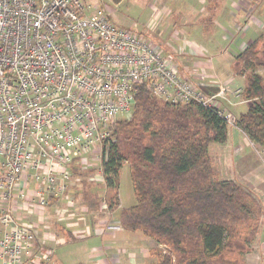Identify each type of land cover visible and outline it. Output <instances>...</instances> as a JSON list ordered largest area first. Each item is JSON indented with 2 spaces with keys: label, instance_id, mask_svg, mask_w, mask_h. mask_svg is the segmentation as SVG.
<instances>
[{
  "label": "built area",
  "instance_id": "obj_1",
  "mask_svg": "<svg viewBox=\"0 0 264 264\" xmlns=\"http://www.w3.org/2000/svg\"><path fill=\"white\" fill-rule=\"evenodd\" d=\"M136 86L233 125L225 86L203 91L172 51L115 25L103 8L0 0V264H54L55 249L39 239L50 200L73 201L72 165L101 161L115 123L133 112Z\"/></svg>",
  "mask_w": 264,
  "mask_h": 264
},
{
  "label": "trees",
  "instance_id": "obj_2",
  "mask_svg": "<svg viewBox=\"0 0 264 264\" xmlns=\"http://www.w3.org/2000/svg\"><path fill=\"white\" fill-rule=\"evenodd\" d=\"M234 61V74L245 80L240 98L248 105L233 126L264 149V35ZM135 89L130 118L117 121L103 144L105 199L85 189L87 210L119 207V176L127 164L135 204L117 218L123 229L162 247L156 264H242L263 209L240 184L215 178L208 147L226 142L229 122L212 108L168 104L144 86ZM71 172L79 176L77 165Z\"/></svg>",
  "mask_w": 264,
  "mask_h": 264
},
{
  "label": "crops",
  "instance_id": "obj_3",
  "mask_svg": "<svg viewBox=\"0 0 264 264\" xmlns=\"http://www.w3.org/2000/svg\"><path fill=\"white\" fill-rule=\"evenodd\" d=\"M83 1L88 5L97 7L96 0ZM203 2L205 1H101L102 4L107 6L108 11L103 8L109 16L111 12L118 13L120 8L124 9V14L120 13L122 17L117 14L119 19H115L120 20L119 22L123 24V18H127L128 21H125L124 25L118 26L133 29L135 33L150 38L167 51L175 50L178 42L181 43L180 46L185 47L186 51L177 60L181 75L192 83L199 85L203 91L216 93L222 86L216 82L212 84L198 78L203 76L202 73L205 70L208 76L215 77L220 83H224L228 90V99L233 103L235 102L231 98L233 89H239L241 92L245 84L244 78L235 75L233 71L235 57L245 50V47L243 48L244 39L236 36L227 41V45L235 52L233 57L229 59L222 54L220 50L226 44L225 40H222L224 30L231 28L234 17L232 12L228 11L229 5L226 3L224 7L227 10L221 11V13L219 10L218 12L217 7L220 0H207L208 5L206 6L202 4ZM257 8L260 9L257 14L264 18V0H259ZM241 17L240 15L239 19ZM176 42L177 44H175ZM208 57L210 61L207 59ZM223 61L227 65L225 69L223 68ZM243 107L247 109V105ZM234 128H229L225 143L214 146L212 150L213 143L208 147L215 178L218 181H234L249 191L261 205L263 209L261 217L263 218L264 164L258 160V153L244 142V138L237 133L235 134ZM228 147L229 151L227 152ZM217 149H220L219 155H216L215 150ZM217 158L221 162L218 172L214 165V160ZM70 185L69 192L72 193L75 184H72L71 181ZM119 189V207L115 211H110L106 204H104L106 206L101 205L97 211H88L82 194L85 191L84 188L72 193L74 198L72 202L64 197L54 199V201L50 200L45 217L43 216L44 218L40 222L42 232L39 233V239L47 247L55 249L54 264H156V253L162 247L142 232L127 231L119 223L117 218L119 210L132 207L135 204L132 185V197L130 198V195H128V203H125ZM78 196L89 213H78L79 210L75 205L78 202V199L75 198ZM50 213L52 219H49ZM28 220L35 221L33 216H29ZM262 221L255 240L250 246V251L242 257V264H264V218ZM108 225H119L121 229L107 230L106 226ZM73 260H75L74 263H72Z\"/></svg>",
  "mask_w": 264,
  "mask_h": 264
},
{
  "label": "rangeland",
  "instance_id": "obj_4",
  "mask_svg": "<svg viewBox=\"0 0 264 264\" xmlns=\"http://www.w3.org/2000/svg\"><path fill=\"white\" fill-rule=\"evenodd\" d=\"M81 1L83 3H85L86 5H88L83 0H81ZM101 1L102 0H96L97 7L98 8L104 7L108 11L107 6L102 4ZM204 1L205 2H203L202 4L205 6L208 5L207 0H204ZM217 1H219V0H217ZM225 3L229 5L228 11L232 12V16L234 17V21L232 20L231 28L229 27L227 30H224V36H223L222 40H225L226 44L224 45L222 50H220V52H222V54L226 55V57L230 59V57H233L235 52H234V50H232V48L229 47V45H227V41H229V39H231L233 37L238 36V37L244 39L243 40L244 41L243 48L248 47V44H250L252 41H254L255 38H258L259 36L264 35V18H263V16L257 14V11L259 12V10H260L257 8L258 4H259V0H220V4L217 7L218 12H219V10H220V13H221V11L223 12V11L227 10L224 7ZM89 6L94 8L92 5H89ZM111 8H112V6H111ZM123 10L124 9L120 8V10H118V13H116V12L110 13V19L112 18L111 21L115 25L116 24L117 25H124L125 21H128L127 18H123V20H124V24H123V23L119 22L120 20L117 21L115 19V18H118V16L122 17L120 13H122V15H123L124 14ZM117 14H118V16H117ZM236 15L237 16L239 15V17L241 15L242 17L239 19V17H237ZM131 31H133V29H131ZM142 37L144 39H147V40L149 39L148 37H145L143 35H142ZM175 44H177V42ZM180 44L181 43L178 42V44H177L178 46L176 47V49L171 50L175 55L176 61L179 59V57H182L183 53L186 52L184 49L185 47L183 48L182 46H180ZM207 59H209V61H210L209 57ZM178 64H180V63L178 62ZM226 66H227L226 63L223 61V68L224 69L227 68ZM179 67H180V65H179ZM203 71H204V73H202V75L204 77L203 76L198 77L200 79H204L202 81L209 82L212 84H214V82H216L222 87L225 86L224 83H220L217 79H215V77L208 76L207 72L205 70H203ZM260 74L263 76V79H264V73L262 71H260ZM233 88H235V87H233ZM236 88H238V87H236ZM239 91H240L239 89H233V92L231 93L232 94L231 98H232V101L235 100V102H233L234 105L228 106L229 107L228 112L231 116L232 122H235L238 119L239 115L241 113H243V111L244 112L246 111V109H244L243 106L248 105V103H246V104H242L243 102L241 103V98L236 95V93H238ZM224 105H227V104H224ZM233 127H235V126L230 125V128H233ZM233 131L235 132V134L237 133L238 135H240L244 138L243 139L244 142L248 146H250V148H252L253 150H255L258 153V157H259L258 160L264 164V149L257 146L252 141H250L248 139V137L238 127H235L233 129ZM214 146H220V144L213 143L211 150ZM226 151L227 152L229 151V147H228V150H226ZM215 152H216V155H219L220 149L215 150ZM214 165H215V168L218 172L220 165H221V162L218 161V158L216 160H214ZM77 168H78L79 176L78 177H72V184H75V185H73L74 190L72 193H76L79 190H82L84 188V189L90 190L94 194H97L100 198L102 196H104V199H105L106 190H105L104 179H103V176H102L101 171H100V161H98L97 158L93 157V155L85 156L84 160L77 164ZM119 187H120V189H119L120 195L125 200V203H128L129 202L128 195H130V198H131L132 197V191H131V184H130V180H129L128 166L127 165H124L121 172H120V186ZM75 199H78L77 200L78 202L75 201L76 202L75 205L79 210L78 213L79 214H85V212L89 213L86 210V208L82 205L83 201L81 200V198L78 196ZM45 213H46V211H45ZM263 218L260 217V223L263 222L262 221ZM49 219H52L51 213L49 215ZM47 227H48V224H47ZM77 258H78V256H77ZM74 262H75V260L72 261V263H74Z\"/></svg>",
  "mask_w": 264,
  "mask_h": 264
}]
</instances>
